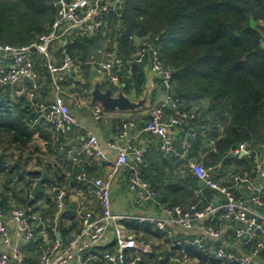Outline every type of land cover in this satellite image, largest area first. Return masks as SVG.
I'll list each match as a JSON object with an SVG mask.
<instances>
[{
  "label": "built area",
  "instance_id": "1",
  "mask_svg": "<svg viewBox=\"0 0 264 264\" xmlns=\"http://www.w3.org/2000/svg\"><path fill=\"white\" fill-rule=\"evenodd\" d=\"M123 0H55V17L47 33L40 35L37 41L23 47L10 45L0 46V87L12 88L26 80H32L30 92L27 94L30 103L36 96L38 89L35 79L34 60L41 58L56 91L54 101L49 105L38 104L36 121L51 129V133H60L67 128L82 129L84 137L70 156V163L79 166L82 161L103 163L107 161V152L113 153L109 170L104 178L91 179L88 174L80 170L75 180L89 188V193L99 206L101 214L96 217L94 211L86 209L81 216V229L68 243L64 244L55 238L49 246L40 247L37 264H91V253L104 243L108 226L119 222L123 217L112 213L111 188L120 173L126 170L128 189L136 194L137 203L153 202L156 191L144 180L140 166L144 165V151L134 146L129 139L128 132L135 128L134 119H130L121 126L118 135L120 142L109 141L105 148L91 129L84 128L65 102L58 82L63 81V75L78 68V63L65 50L59 64L53 62L49 47L58 38L65 36L72 39L76 35H94L105 24V16L110 11L121 7ZM140 46L126 66L131 71L132 65H148L150 72L158 80L160 88L166 95V101L158 106L151 107L149 119L145 123L144 131L156 136L160 140V151L163 155L182 159L184 153L191 148V142L184 139L176 145L171 137L170 130L184 125L188 119L198 117L195 112H181L178 102L172 98L173 85L172 69L166 67L159 56L158 49L153 48L145 40L136 41ZM9 61V64L6 62ZM95 67L98 75L106 82L117 86L116 71L122 63L112 55L103 62L94 59L89 61ZM88 94V90H84ZM88 96V95H87ZM169 103L175 110V115L165 118L164 108ZM77 106L85 101L75 99ZM92 119L96 123L107 124L105 111L98 104L91 108ZM195 137V135H191ZM229 154L250 160L254 178L248 174L225 173L219 175L215 167H205L201 163H192L190 170L198 180L205 183V187L220 195L222 201L214 206L212 203L199 208L192 204L187 208L175 205L165 209V216L159 219H150L156 229L164 231L167 226L175 225L184 232L198 231L199 235L181 238L175 241L174 246L192 248L200 254H208V241H218L223 235L224 228H216L211 223L222 221L233 224V246L250 248L246 254H236L219 248L214 252L216 260L226 264H255L264 253V214L259 211L264 205V147L259 151L247 143L239 144ZM133 156V163L130 162ZM56 204L63 206L64 190H57ZM235 191L238 194H235ZM199 201L202 198L198 197ZM197 199V200H198ZM10 220L14 229H9L4 213L0 207V241L8 252L0 254V264H23V248L33 242L39 235L47 231V225L37 215L33 207L25 209L14 208L10 213ZM114 226L113 242L115 252H106L102 256V264H138L142 260L136 254L140 249L137 240L128 235L118 223Z\"/></svg>",
  "mask_w": 264,
  "mask_h": 264
},
{
  "label": "crops",
  "instance_id": "2",
  "mask_svg": "<svg viewBox=\"0 0 264 264\" xmlns=\"http://www.w3.org/2000/svg\"><path fill=\"white\" fill-rule=\"evenodd\" d=\"M114 28L112 25L109 26L106 20L104 27L100 31L101 33L99 32V35L106 41L104 46L109 42H113L112 49L116 45V41L111 37ZM72 42L71 39L62 36L50 45L49 52L53 62L56 64L61 62L63 52L67 50L68 44ZM111 55L113 56V54ZM90 60L87 59L85 62L84 65L86 67L83 68V64L79 63L77 69L68 75L61 76L64 80L58 82L57 86L62 92L66 104L84 128L95 132L103 148L109 141L120 142L118 135L121 132L122 123L134 119L136 127L128 132L130 142L144 151L145 168H143L142 172L144 180L159 190L153 202L138 204L136 194L131 193L128 189L126 170L120 173L112 185L111 198L112 213L123 217V219L108 226L106 239L102 245L92 251L91 256L93 259L90 263L102 264L104 253L115 252L113 242L114 226L118 223L128 235L133 236L140 243L138 253L130 254L141 258L142 261L138 264H200V260L197 257H190L185 248L174 246L176 240L199 235L198 231L187 233L175 225L167 226L164 231H161L156 229L155 225L149 220L164 217L165 209L173 205L179 204L184 208L192 205L191 199L180 197L188 195V193L192 196L194 195L196 200L200 196L202 202L206 201L207 204L215 203L217 205L222 201L221 196L215 192L207 195L206 190L208 188L200 189L197 185L198 179L189 168L192 163H204V159L208 156L213 142L205 134H201L199 150L195 152L192 149L193 146H191L184 153L182 161L177 167L171 162V160H176L174 157L165 156L161 153L159 138L144 131L150 108L166 101V95L160 88L158 80L150 72L148 65L142 66L144 76L143 94L145 92L149 94L147 109L133 113L105 112V116L108 118L107 124L94 122L91 114V108L94 105L91 103L90 95L93 85L99 81L102 89H106L103 85L110 83L96 73L95 67L89 63ZM6 62L9 64V61ZM34 71L37 75L35 83H37L38 89L33 103L29 102L27 96L32 86V83L28 80L12 87L10 90L0 87V102L3 100V103H0V114L4 111L5 114L16 118L26 127L30 135L29 138L20 137L22 140L26 139L25 145L22 146L19 142L13 141L14 133L10 129L0 131V207L11 230L14 229V225L10 220V213L14 208L25 209L33 207L37 215L47 225L45 233L39 235L33 242L23 248V264H37L40 247L51 245L54 239L57 238V234H59L58 238L62 243H68L79 233L81 216L86 209L94 211L96 217L101 214L99 206L89 193V188L82 183H78L75 180V176L80 170H83L91 179L104 178L114 157L113 153L108 151L107 161L103 163L82 161L79 166H74L70 163V156L83 139L84 131L82 129L67 128L63 132L54 134L50 132L51 129L42 125L41 121H36L38 104L49 105L59 93L56 91V87L41 58L34 60ZM120 72L121 69L116 71L117 74ZM115 87V90H113L115 95L122 92L119 83ZM85 89L88 90V94L84 93ZM126 96L133 101H138L143 97V95L137 96L135 92ZM77 98L84 100L85 104L77 106L75 104V99ZM186 102L199 117L200 113L206 112L208 108L207 104L203 108L200 104L201 101L198 102L197 99ZM166 105L168 109L165 110L164 114L165 118H169L173 116L174 109L169 103ZM12 118H10V121ZM201 121L202 127L200 128L207 132L209 127H207L206 118L203 117ZM195 127L196 125L194 124ZM194 128H186L185 130L175 128L170 130L175 144L179 145L184 140V136L190 142L192 139L194 140V137L191 136L193 132H196ZM237 158L241 159L243 157ZM130 162H134L133 156H130ZM214 167L221 176L225 173H234L248 174L254 178L252 170L244 169L236 160L220 162ZM42 172L46 173L47 178L35 196L37 198L33 201V204H23V201L28 196L31 199L35 198L32 196V191ZM35 175H39V177L34 178ZM169 184L175 185L176 188L181 190L179 191L180 196L176 194L168 196L166 193L161 195L163 188ZM57 190H64L65 192L62 208H59L56 204ZM238 192L241 191H235V194H238ZM175 196H177L179 201L175 199ZM259 211L264 214V205ZM211 224L216 228H224V231L218 241L207 242V256L209 258H212L218 264H226L215 259L214 252L217 249H226L236 254L249 252L250 248L248 247L233 246V224L219 220ZM152 231L153 233L158 232V236L153 234ZM149 233H152V235ZM6 252H8V249L0 241V254ZM10 264L16 263L11 261ZM205 264L211 263L207 262ZM255 264H264V253Z\"/></svg>",
  "mask_w": 264,
  "mask_h": 264
},
{
  "label": "trees",
  "instance_id": "3",
  "mask_svg": "<svg viewBox=\"0 0 264 264\" xmlns=\"http://www.w3.org/2000/svg\"><path fill=\"white\" fill-rule=\"evenodd\" d=\"M54 1L0 0V46H28L47 33L56 14ZM106 20L115 27L111 36L116 41L115 48L112 49L113 42L104 47L105 39L99 35L103 26L94 35H76L71 39L67 52L72 58L84 68L87 59L101 62V56L106 61L113 54L122 63L117 74L120 90L126 95L135 92L142 96L143 65H132L131 71L126 66L139 49L136 41H147L158 49L162 63L173 71L171 95L181 112H193L186 101H208L206 112L177 127L185 130L196 125L191 140L195 152L199 150L201 134L213 142L202 165L214 167L236 160L244 169L251 170L250 160L233 158L229 153L244 142L255 150L264 147V0H123L121 7L106 14ZM103 86L116 88L110 84ZM167 109L165 105L164 112ZM2 112L0 131L10 129L13 141L24 146L26 139L20 137H30L26 127ZM209 116L213 126L206 132L200 128L201 119ZM181 161L171 160L176 167ZM143 168L144 165L140 166L141 174ZM150 186L158 194L159 190ZM163 189L161 195L180 196L181 190L175 185ZM206 191L207 195L213 192ZM180 197L191 199V204H198L199 208L207 204L190 193ZM36 198L28 196L23 204H33ZM185 250L190 257H197L200 264H218L192 248Z\"/></svg>",
  "mask_w": 264,
  "mask_h": 264
},
{
  "label": "water",
  "instance_id": "4",
  "mask_svg": "<svg viewBox=\"0 0 264 264\" xmlns=\"http://www.w3.org/2000/svg\"><path fill=\"white\" fill-rule=\"evenodd\" d=\"M32 82V80H28ZM91 95V103L93 105H100L105 112H113L118 111L121 113H133L138 111H143L147 109V103L149 100L148 92L143 94V97L138 101L131 100L128 96H126L123 92H119L117 95L114 94V91L111 88L102 89L101 83L97 81L94 83ZM240 155L239 157H242ZM234 157V156H233ZM47 175L45 172H42L40 179L37 180L33 191L32 196L35 197L43 182L46 180ZM197 185L200 189L205 188V183L201 180H198ZM216 206V204H213ZM57 239H59V234L56 235Z\"/></svg>",
  "mask_w": 264,
  "mask_h": 264
},
{
  "label": "rangeland",
  "instance_id": "5",
  "mask_svg": "<svg viewBox=\"0 0 264 264\" xmlns=\"http://www.w3.org/2000/svg\"><path fill=\"white\" fill-rule=\"evenodd\" d=\"M115 29V28H114ZM113 29V30H114ZM106 44V41H105V43H104V45ZM105 47V46H104ZM105 49V48H104ZM102 58H104V60H105V56L103 57V56H101ZM198 100V102H200V104L202 105V107L204 108V107H206V104H207V106H208V101L207 100H205V99H197ZM205 100V101H204ZM206 121H207V127H209V129L213 126V120L210 118V116L209 117H207L206 118ZM257 151H259V150H257ZM137 243L138 244H140L138 241H137ZM140 246V245H139Z\"/></svg>",
  "mask_w": 264,
  "mask_h": 264
}]
</instances>
